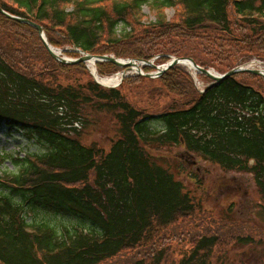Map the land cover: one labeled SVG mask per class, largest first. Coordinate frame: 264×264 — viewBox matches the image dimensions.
<instances>
[{"label":"trees","instance_id":"16d2710c","mask_svg":"<svg viewBox=\"0 0 264 264\" xmlns=\"http://www.w3.org/2000/svg\"><path fill=\"white\" fill-rule=\"evenodd\" d=\"M145 5L155 22L144 23ZM0 8L41 26L56 49L157 64L191 57L221 74L264 62V0H0ZM97 69L120 71L107 62ZM71 71L87 73L84 63H58L37 30L0 14V125L44 148L0 154V264H163L177 241L191 245L177 264H213L215 249L255 242L246 228L201 214L153 151L182 147L227 173L252 174L264 208V92L247 81L262 77L239 73L201 93L181 65L115 89L59 84ZM148 80L169 107L143 108L123 93ZM101 115L117 127L107 152L83 143ZM9 161L13 170H2ZM189 220L203 230L179 232Z\"/></svg>","mask_w":264,"mask_h":264},{"label":"rangeland","instance_id":"374dc122","mask_svg":"<svg viewBox=\"0 0 264 264\" xmlns=\"http://www.w3.org/2000/svg\"><path fill=\"white\" fill-rule=\"evenodd\" d=\"M142 12L144 14V23L155 22V13L147 5L144 6ZM165 15L168 19H172L175 16V11L173 9H166ZM190 46L194 48L193 46L195 45L192 42ZM60 49L63 51L67 50L69 54L74 53L71 52L72 47ZM66 57L69 59L74 58V56L68 55ZM77 58H79V55ZM153 62L156 66L164 65L157 64V61ZM244 64L239 66H243ZM85 69L87 73L71 71L66 76L61 75L57 81L63 85H82L90 80H94L91 75L92 70L88 68L87 63L85 64ZM210 70H214L221 75L214 68ZM152 71L146 72V74ZM186 71L193 78L195 86L201 91L211 83L207 77L202 80L196 79L192 71L190 72L187 68ZM116 74H121L123 77L126 75L125 80L128 77L137 79V76H141L137 72L121 69ZM114 75L104 76L112 77ZM247 81L256 88L260 87L259 89L264 92V84L255 83L250 79ZM158 86L157 82L148 80L137 87H131L129 83H126L122 87V90L128 100L137 106L158 111L169 107L171 102V99H166V97L162 102H158L156 91L152 90L153 88L150 89V87ZM95 121V127L86 134L83 143L84 145L97 144L107 152L111 148L112 140L117 138L116 123L107 115H101L92 122ZM43 149L42 146L36 145L34 141L29 142L22 131L10 130L5 125H0L1 155L9 154L25 157L30 152L39 154ZM153 154L157 157L163 156L164 165L174 170L175 175L183 181L190 195L195 198L198 206L202 208L201 214L204 213L206 216H209L208 218L217 224L224 222L226 224H233L238 228H246L249 231L247 233L251 234V237L254 236L256 238L253 244L231 243L230 246H221L219 249H215V255L212 259L213 264H264V208H262L261 196L258 194L252 174L240 172L227 173L219 166H215L207 161L205 162L199 156L189 155L182 147L162 148L161 150L153 151ZM1 169L8 172L13 170L11 162H7ZM198 216H200V213L195 218ZM66 221L59 217L56 220L58 224H65ZM209 225L205 227H209ZM199 230H203L200 222L194 223L189 220L182 229H179V232H198ZM190 248L189 242L181 243L177 241L170 243L164 250L165 258L162 263L177 264L178 260L182 258L184 251H188Z\"/></svg>","mask_w":264,"mask_h":264},{"label":"water","instance_id":"95a60500","mask_svg":"<svg viewBox=\"0 0 264 264\" xmlns=\"http://www.w3.org/2000/svg\"><path fill=\"white\" fill-rule=\"evenodd\" d=\"M0 14H3L6 16V18L12 20V21H16L20 24H28L30 27L34 28L35 30H37L39 32L40 38L43 40L44 45L46 47V49L49 50L52 58L54 60H56L58 63H62L65 65H80L81 63H88L92 60L95 61V64L98 63H103V62H107L110 63L112 65H115L117 68H121L124 71L128 70V71H134L137 72V74L144 76L145 78H151V79H156L160 76H162L165 72L169 71V69L174 68V67H178L180 65H184L186 63H189L190 65H192V69L194 71V74L197 75H204L207 78H209L213 83L210 85V87H213L215 84L222 82L224 79L229 78V77H234L235 75L239 74V73H250L254 76H260L264 79V63L260 62L258 60L256 61H250L248 63H245V65L243 66H238L233 70H230L224 74H218L216 73L214 70H208L206 68L200 67L199 65H197L195 63V61L192 58H176V57H170V61L163 65V66H156L154 64V62L152 61H142V60H131V59H118L116 57L113 56H95V55H88L85 52H83L81 49H74V52H77L80 55V58L73 60V59H68L64 56V52L63 51H58L57 49H54L53 47L50 46L48 38H46L45 33H44V29L42 27H40L39 25H35L33 22H31L30 20L26 19V18H20L17 16H11L10 14H8L7 12H5L3 9L0 8ZM58 51V52H57ZM147 68L150 67L154 70L155 73H144L143 72V68ZM92 76L94 77V80H96V82L102 86V84L99 83V81L96 79L95 74L93 73ZM126 76V75H125ZM124 77H122V81L124 80ZM120 83V84H121ZM104 87V86H103ZM107 87V86H105ZM113 88V87H112Z\"/></svg>","mask_w":264,"mask_h":264},{"label":"bare ground","instance_id":"6f19581e","mask_svg":"<svg viewBox=\"0 0 264 264\" xmlns=\"http://www.w3.org/2000/svg\"><path fill=\"white\" fill-rule=\"evenodd\" d=\"M185 67L188 70H190V72L193 71L192 65H190L189 63H186ZM88 68L91 69L95 73L96 79L99 81L100 84H102V86L115 87L116 85L120 84V82L122 80L121 74L114 75L112 77H104V78L100 77L98 72H96L94 60L88 62Z\"/></svg>","mask_w":264,"mask_h":264}]
</instances>
